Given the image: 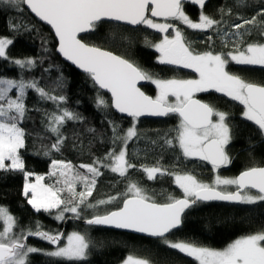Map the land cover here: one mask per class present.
Instances as JSON below:
<instances>
[{"label":"snow or ice","instance_id":"obj_1","mask_svg":"<svg viewBox=\"0 0 264 264\" xmlns=\"http://www.w3.org/2000/svg\"><path fill=\"white\" fill-rule=\"evenodd\" d=\"M185 2L186 0H0V6L18 11H22V5L26 6L39 21L49 25L57 40V51L82 70L94 87L98 86V89L111 94L112 108L132 118V125L126 130L119 129L114 121H109L112 125L113 145L118 144V148L113 147L105 157L96 158L92 163L78 166L71 161L53 159L47 175L55 180L53 183H45L44 175H35L25 168L20 153L25 147V130L20 122L28 112L25 104L27 90H34L39 100L51 101L56 106L55 111L45 113V126L56 137L50 147L57 152L61 151L66 140L62 128L70 121H82L83 117L63 106L67 103L66 95L53 94L56 88L64 87L62 75L53 82L52 88L41 86L36 79L0 78V171L21 173L24 179L21 194L26 203L37 213H55L54 219L58 221L83 220L88 226L146 234L158 238L169 248L194 258L198 264H264V230L241 236L222 250L169 239V234L182 227L188 213L207 202L226 201L244 205L264 202V167L247 168L234 178L217 174L212 183H205L190 173L171 172L159 164L140 165L148 180L167 175L174 178L173 183L182 191L181 197L167 194L166 202L163 203L156 200L155 192L149 194L137 182L128 179L130 170L137 167L131 162L128 145L130 141L139 138L135 122L143 116H179L175 142L183 157L206 161L214 170L232 162L226 151L234 139L229 113L217 109L210 102L197 99L198 93L215 92L238 101L243 106V118L255 125L259 134L264 137V84L249 81L229 71L230 64L264 68V42L257 40L246 43L245 40L253 31L264 39V6L251 18L237 16L236 19L240 22L230 25L231 31L222 32L217 26L226 14L224 8L218 10L221 20H217L204 11L208 0H187L192 6H198V19L194 21L185 12ZM261 3L264 5V0ZM227 12L230 14L231 9ZM156 18H161L164 22H157ZM176 21L201 32L216 29L224 40V46L227 47L230 42L232 50L226 53L193 51L191 42L174 23ZM107 22L143 25L164 33L159 43L150 44L159 53L158 63L191 69L198 74V78H158L134 61L86 42L82 34L97 32ZM9 27L13 31L21 27L25 31L31 30L27 25L16 23ZM208 39L211 40L212 37L209 36ZM13 44V38L0 37V58L4 61L11 60L20 69L35 68L38 62L43 63L33 57L10 58L7 50ZM44 50L48 51L47 48ZM141 81L155 85L154 97L138 87ZM13 89H17L19 93L15 98L9 96ZM96 104L101 108L109 107L108 100L99 92ZM165 143L174 146L173 140H165ZM102 169L128 179L127 187L122 193L93 202L90 198L93 197L98 179L104 174ZM228 186H235V191L227 190ZM112 204L117 206L100 211L101 206ZM88 210H91L90 214ZM66 213L71 216L66 217ZM0 221V264H31L30 254L40 253L60 260L86 261L93 247L86 232L72 231L65 236L59 231H44L39 222L34 227L16 231L19 219L7 206H0ZM29 237H38L55 247L53 250H44L33 246L26 243ZM121 264H151V261L129 254Z\"/></svg>","mask_w":264,"mask_h":264},{"label":"trees","instance_id":"obj_2","mask_svg":"<svg viewBox=\"0 0 264 264\" xmlns=\"http://www.w3.org/2000/svg\"><path fill=\"white\" fill-rule=\"evenodd\" d=\"M262 6L264 5L261 0H240L239 3L237 0H209L204 11L213 18L221 20L218 10L225 9L226 14L217 26L224 32L231 31L230 25L240 22L236 19L237 16L251 18ZM21 8L22 11H18L0 6V37L14 39V44L7 50L10 58L33 57L38 61L42 60L43 63L38 62L35 68L20 69L11 63V60L4 61L0 58V78L36 79L41 86L52 88L53 82L62 75L64 87L56 88L53 94L66 95L67 103L63 106L83 117L82 121H70L62 128L66 140L61 151L57 152L50 147L56 137L46 130L45 126L47 121L45 113L55 111L56 106L51 101L39 100L34 90H27L25 104L28 112L26 118L20 122V126L25 130V147L20 150V153L28 171L44 175L46 183H53L55 178H49L47 175L53 159L71 161L78 166L92 163L96 158L105 157L113 147H119L118 144L113 145L112 125L109 121H114L119 129L126 130L132 125V119L116 113L110 106V96L97 86L94 87L86 74L79 72L59 56L56 51L57 41L51 28L36 19L24 5ZM229 9H231L230 14L227 12ZM185 11L193 19H198L197 7L185 4ZM12 23L27 25L31 30L25 31L21 27L13 31L9 27ZM180 28L187 40L191 42L195 52L226 53L232 50L230 42L227 47L224 46V40L216 29L201 32L183 24ZM209 36L212 37L211 40L208 39ZM84 38L90 44L107 48L134 61L158 78L191 79L196 76V73L189 69L159 64L158 52L150 44L158 43L162 39V33L143 25L130 27L107 22L99 31L88 33L84 35ZM245 40L246 43L257 40L264 42V39L260 38L255 31ZM45 48L48 49L47 52ZM45 69L50 70L45 72ZM229 71L249 81L264 84V68L230 64ZM143 89L153 97L156 94L155 85L150 82L144 85ZM98 92L108 100V108L97 106ZM11 93L15 98L16 89H13ZM197 96L205 102L214 104L217 109L229 113V123L233 128L234 139L228 145L227 152L232 162L227 167L220 168L219 173L222 176L234 178L247 168L264 166V137L259 134L255 125L243 118V106L238 101H233L220 93H199ZM136 123L139 138L129 142L128 150L131 162L137 167L130 170L128 179L137 182L149 194L155 192L158 202H166L167 194L181 197L182 191L173 183L174 178L167 175L160 176L156 180H148L140 169V165L159 164L171 172L192 173L199 179H211L214 169L208 162L183 157L176 145L175 137L180 123L177 114H170L163 119H139ZM169 139L173 140L174 146L165 143V140ZM102 171L104 174L98 179L93 197L90 198L93 202L122 193L127 187L128 179L104 169ZM23 183L21 173L0 171V206H7L10 212L18 217L19 227L16 231L20 228L34 227L35 223L39 222L44 231H59L65 236L70 231L86 232L93 242L86 261L60 260L40 253L30 254L31 264H121L129 254L146 258L152 264H198L195 259L169 248L159 239L110 228L88 226L82 220L58 221L54 219L55 213L53 215L37 213L26 203L21 194ZM231 187L234 191L235 186ZM116 206L112 204L101 206V208L111 210ZM88 211L91 212V210ZM70 216V213L66 214V217ZM261 230H264V202L244 205L216 201L202 204L188 213L182 227L169 234V239L224 248L241 236ZM26 243L42 249L55 247L38 237H29Z\"/></svg>","mask_w":264,"mask_h":264},{"label":"water","instance_id":"obj_3","mask_svg":"<svg viewBox=\"0 0 264 264\" xmlns=\"http://www.w3.org/2000/svg\"><path fill=\"white\" fill-rule=\"evenodd\" d=\"M209 1V0H208ZM185 4H189L188 2H187V0H186V2H185ZM26 7V6H25ZM195 7H197L198 8V6H195ZM29 12H30V10H29ZM31 13V12H30ZM32 14V13H31ZM34 17H35V15L34 14H32ZM36 19H38L37 17H35ZM157 20H162L161 18H156ZM39 20V19H38ZM41 23H43V24H45V25H47L46 23H44V22H42V21H40ZM114 23H117V22H114ZM119 24H123V23H119ZM123 25H126V24H123ZM48 27H50L49 25H47ZM127 26H130V27H138V26H132V25H127ZM140 26V25H139ZM51 28V27H50ZM52 30V29H51ZM52 32H53V30H52ZM53 34H54V32H53ZM83 36L84 35H86V34H82ZM55 36V35H54ZM56 39V38H55ZM57 41V40H56ZM57 47H58V44H57ZM56 51H57V48H56ZM57 53L59 54V56L64 60V61H66L67 63H69L71 66H73L76 70H78L79 72H81V73H83L82 72V70H80V69H78V68H76V66L75 65H73L70 61H67L58 51H57ZM114 53V52H113ZM114 54H116V53H114ZM118 55V54H117ZM85 74V73H84ZM148 82L147 81H141V82H139V84H138V87H141V90L142 91H144L145 93H146V91L143 89V86L144 85H146ZM98 87V86H97ZM101 91H103V92H105V93H107L109 96H110V98H111V94L110 93H108L106 90H103V89H100ZM147 95H150V94H148V93H146ZM150 96H152V95H150ZM196 98L197 99H200L198 96H196ZM201 100V99H200ZM203 101V100H202ZM114 109V108H113ZM114 111L116 112V113H118L119 115H121V116H124V117H127V118H131V117H128L127 116V114H125V113H119L117 110H115L114 109ZM165 117H167V116H165ZM165 117H154V116H143V117H140V119H145V118H147V119H163V118H165ZM132 119V118H131ZM211 165V164H210ZM212 166V165H211ZM259 167H264V166H259ZM239 175V174H238ZM237 175V176H238ZM235 191V190H234ZM253 192L255 191V190H252ZM212 202H216V201H212ZM219 202H226V201H219ZM226 203H233V202H226ZM83 221V220H82ZM84 222V221H83ZM84 224H86V223H84ZM97 227H103V228H110V227H104V226H97ZM110 229H115V228H110ZM115 230H119V231H123V232H128V233H132V234H136V235H141V236H144V237H148V238H154V237H150V236H148V235H146V234H140V233H134V232H131V231H129V230H122V229H115ZM155 239H158V238H155Z\"/></svg>","mask_w":264,"mask_h":264},{"label":"rangeland","instance_id":"obj_4","mask_svg":"<svg viewBox=\"0 0 264 264\" xmlns=\"http://www.w3.org/2000/svg\"><path fill=\"white\" fill-rule=\"evenodd\" d=\"M186 12V11H185ZM186 14L187 15H189L187 12H186ZM189 17L191 18V19H193L190 15H189ZM194 21H196L195 19H193ZM157 22H164L163 20H157ZM174 23H176L177 24V26L178 27H180L182 24L180 23V22H178V21H176V22H174ZM170 32H171V30H170ZM165 34L164 33H162V38H163V36H164ZM160 42V41H159ZM158 42V43H159ZM154 48V47H153ZM155 49V48H154ZM158 56H159V53H158ZM181 68V67H180ZM189 70H191V69H189ZM192 71V70H191ZM195 78H198V74H196V76L194 77V78H191V79H195ZM6 79H10V78H6ZM176 79H184V78H177L176 77ZM19 93H18V90L16 89V95H18ZM199 94V93H198ZM156 95V94H155ZM9 96L10 97H13L14 98V96L12 95V93L10 92L9 93ZM215 119V118H214ZM136 123V122H135ZM136 128H137V123H136ZM190 174H192V173H190ZM217 174H219L220 176H222L220 173H219V171H217V170H214V174H213V176L211 177V179L210 180H206V179H199L196 175H194V174H192V175H194V176H196L197 177V179H199V180H201V181H203V182H205V183H212L213 182V180H214V178H215V176L217 175ZM35 175H38V174H35ZM222 177H225V176H222ZM228 178H231V177H228ZM33 180H34V177H33ZM45 182V181H44ZM46 183V182H45ZM79 190V189H78ZM227 190H229V191H233V189H232V187L231 186H228V188H227ZM182 195H183V193H182ZM105 210H109L108 208H101L100 209V211L101 212H103V211H105ZM91 212L89 211V214H90ZM66 214H68V213H66ZM65 214V215H66ZM0 224H2V221H0ZM72 231H70V232H68V234H70ZM172 240V239H171ZM66 242V241H65ZM199 246H202V247H209V248H213V249H217V250H222L223 248H216V247H210V246H204V245H199ZM37 247V246H36ZM40 248V247H39ZM225 248V247H224ZM42 249V248H41ZM54 248H52V249H44V250H53ZM137 257H139V256H137ZM143 258V257H142ZM192 258V257H191ZM194 259V258H193ZM198 262V261H197ZM152 264V263H151Z\"/></svg>","mask_w":264,"mask_h":264},{"label":"flooded vegetation","instance_id":"obj_5","mask_svg":"<svg viewBox=\"0 0 264 264\" xmlns=\"http://www.w3.org/2000/svg\"><path fill=\"white\" fill-rule=\"evenodd\" d=\"M190 5H191V4H190ZM227 147H228V146H227ZM226 151H227V148H226ZM228 155H229V154H228ZM227 166H228V165H227ZM227 166H226V167H227ZM222 168H223V167H222ZM217 171H219V172H220V169H219V170H217Z\"/></svg>","mask_w":264,"mask_h":264}]
</instances>
